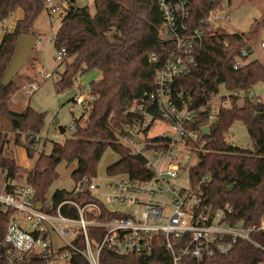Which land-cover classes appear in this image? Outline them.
<instances>
[{"label":"trees","instance_id":"1","mask_svg":"<svg viewBox=\"0 0 264 264\" xmlns=\"http://www.w3.org/2000/svg\"><path fill=\"white\" fill-rule=\"evenodd\" d=\"M244 3L257 0H241ZM69 7L60 20L54 38L57 52H66L65 69L60 73L56 88L59 92L71 89L79 74L98 70L102 76L90 83L93 97L84 124L76 121L70 137L63 143H55L50 154H41L31 170L20 166L12 152L7 151V131L15 134V145L24 146L30 158L37 153L34 146L36 136L45 124V114L30 106L25 110L11 107L13 97L20 90L17 76L9 86H3L6 69L15 53L18 38L32 31L38 15L45 9L42 0H0V21L4 22L18 10L23 17L18 19L12 30L5 31L0 42V173L5 175V190L15 192L20 181H25L36 190L35 201L44 210L47 202L57 205L68 199L90 198L73 191L56 190L52 198L48 191L58 178L57 167L65 161L76 163L72 173L75 182L87 177L97 178L98 166L105 152L112 148L119 154L117 163L107 169L110 178L131 176L148 178L146 158L135 154L121 139L130 140L137 135L143 120L138 108L160 118L157 102L149 95L157 89L158 66L169 55L171 43L160 36L163 14L160 0H95V11L89 6H76L68 0ZM224 8V0H192L189 6V24L198 26L210 14ZM264 27L262 17L256 20L249 33L229 32L221 28L205 39L197 65L184 77L172 83L178 105L188 107L203 104L202 91L215 92L221 85L228 90H249L264 82V63L250 60L239 70L234 65L247 49L253 53L250 42ZM157 61H151L152 56ZM247 60V59H246ZM27 80L34 78L27 76ZM142 102V104H140ZM243 123L253 141V148H242L229 143L226 134L235 123ZM202 127V122L192 125ZM147 134V131H144ZM148 147L164 149L169 139L147 138ZM188 151L198 157V163L190 168V181L198 187L205 203L217 209L226 204L233 206L235 213L231 222L260 226L264 222V103L251 100L234 101L229 109L222 110L220 117L210 126V134L200 137V142H186ZM233 185L230 190L229 187ZM68 206L62 211L69 213ZM103 219H111L104 209ZM75 214V212H73ZM9 215L0 211V243L5 235ZM102 228H90L93 241H100ZM253 239L264 248V229L253 234ZM84 248V237L76 239ZM0 264H9L1 261ZM15 264H46L42 258H29ZM72 264H90L81 254H73ZM100 264H172V257L162 245H156L149 256L121 255L105 247L100 254ZM180 264H197L186 257ZM201 264H264V249L247 241H240L225 255L205 258Z\"/></svg>","mask_w":264,"mask_h":264},{"label":"built area","instance_id":"2","mask_svg":"<svg viewBox=\"0 0 264 264\" xmlns=\"http://www.w3.org/2000/svg\"><path fill=\"white\" fill-rule=\"evenodd\" d=\"M191 1L160 0L164 20L160 36L172 45L171 52L158 66L157 89L149 95L150 101L159 105L160 118L147 114L139 106L143 120L137 135L129 140L133 152L146 158L150 177L122 176L108 184L109 190L104 193L102 186L95 183L96 178L85 177L75 182L72 191L82 196L88 194L90 198L68 199L57 205L50 201L47 202L48 210L35 201L36 190L26 181L15 192L4 189L0 192V211L9 215V221L0 243V262L15 264L29 258H42L46 264H72L73 254H81L90 264H100V254L105 247L121 255L147 257L156 245H162L170 253L172 264H180L186 257L201 264L205 258L228 254L240 241L264 249L253 239L255 232L264 229V222L260 226H249L243 221L231 222L235 213L233 206L226 204L214 209L205 203L199 188L193 187L191 181L180 185L181 172L191 160V156L186 155L187 141L200 142L202 128H210L222 110L231 108L234 101L240 103L248 99L255 104L264 103V86L263 93L256 95L254 86L245 91H230L221 85L210 94L203 90L204 102L200 106L178 105L177 99L183 97L174 95L172 83L192 71L198 63L205 39L221 28L226 29L220 21L228 18V13L224 18L220 17L223 8L193 27L189 24ZM227 1L230 6L232 0ZM66 10L61 11L60 20ZM65 56L63 49L58 53V60ZM250 56V52L244 49L234 69H242ZM151 61H157V57L152 56ZM39 75L52 78L53 72L44 74L40 71ZM38 88V81L24 87L28 93H34ZM77 89L74 101L90 106L93 100L90 91L84 93L83 84ZM199 121L202 122L201 128L192 127ZM157 122L164 127L155 137L169 139L164 149L148 147L145 142L147 138L154 137H148L144 131L148 133ZM144 135L147 136L145 139L142 138ZM137 136L141 138L139 144L136 143ZM35 140L38 144L41 137L38 135ZM186 156H189L187 163ZM112 204L142 210L137 216L131 211L114 210L109 206ZM64 206L69 207V213L62 211ZM104 209L106 214L117 216L103 219ZM90 228L103 229L99 242L90 239ZM80 236L84 237V248L76 244Z\"/></svg>","mask_w":264,"mask_h":264},{"label":"rangeland","instance_id":"3","mask_svg":"<svg viewBox=\"0 0 264 264\" xmlns=\"http://www.w3.org/2000/svg\"><path fill=\"white\" fill-rule=\"evenodd\" d=\"M45 2V9L38 15L32 31L41 39L38 42L30 54L27 62L17 76V84L21 86L20 90L13 97L11 107L16 110H25L27 107L33 108L39 113H44L45 124L40 131L39 136L41 140L37 144L34 158H30L26 152L24 146L15 145V134L11 131H7V137L9 144L7 147L8 152H12L16 158L17 163L25 170L29 171L34 166L37 158L41 154H50L55 143H61L66 138L70 137L73 133L76 121L84 124V119L87 118V110L89 106L78 104L74 101L75 96L78 93V86L83 84V92H89L90 83L94 80H99L102 76L98 70H93L83 74H79L75 80L74 86L66 91L59 92L56 88V81L65 69V62L58 60V53L55 48V40L53 37L60 27V14L64 9H68V0H42ZM76 6H89L91 11H95V0H75ZM53 8L56 10L53 11ZM264 10V0H257L255 2L244 3L241 0H232L230 6L228 1L224 2V9L220 13V17L224 18L228 13V18L222 19L220 23L225 26L229 32L249 33L252 31L256 20L262 17ZM23 17V12L18 10L12 16H10L4 22L0 21V42L3 38L5 31L12 30L18 19ZM264 27H262L254 36L250 42L253 53L249 57L250 60H259L264 63ZM42 71L44 74L52 73V78H44L39 75ZM27 76L34 78V81L39 82V88L34 93H28L24 89L28 86L30 80H27ZM262 82L257 83L253 87V93L261 95L263 93ZM242 103V102H241ZM65 128V132L62 133L60 128ZM164 124L160 122L155 123L148 131V137H155L162 131ZM147 136H143L145 139ZM226 140L236 146L242 148H253V141L249 135L247 127L237 122L234 124L228 134H226ZM121 142L130 146L128 140L121 139ZM140 148L143 149L141 144ZM35 149V148H34ZM191 156V160L187 166L181 172V186L186 184V181H190V168L198 163V157L186 151V155ZM120 159L118 153L112 148H109L99 166L98 176L94 180L99 186H102V192H107L109 188L107 185L115 181L107 174V169L111 165L117 163ZM76 169V163L68 164L67 162H61L57 167L58 178L54 181L50 187L47 197L52 198V195L56 190L72 191L75 187V181L72 178V173ZM25 183V179L19 182ZM187 185V184H186ZM189 185V184H188ZM5 175L0 173V192L5 189ZM112 209L117 211H131L135 215L139 216L141 208L128 207L121 205H109Z\"/></svg>","mask_w":264,"mask_h":264},{"label":"water","instance_id":"4","mask_svg":"<svg viewBox=\"0 0 264 264\" xmlns=\"http://www.w3.org/2000/svg\"><path fill=\"white\" fill-rule=\"evenodd\" d=\"M38 42H41V39H39L36 34H23L18 38L15 53L6 69L2 80L3 86H9L15 77L20 73ZM156 67H158V64H156ZM140 104H142V102H140ZM60 130L62 133L65 132V128L61 127ZM202 131L203 137L210 134V128L208 127H203ZM136 141L138 144L141 143V138L137 136ZM188 160L189 156H186V163ZM232 188L233 185L229 187L230 190Z\"/></svg>","mask_w":264,"mask_h":264},{"label":"crops","instance_id":"5","mask_svg":"<svg viewBox=\"0 0 264 264\" xmlns=\"http://www.w3.org/2000/svg\"><path fill=\"white\" fill-rule=\"evenodd\" d=\"M64 141H62L61 143H63Z\"/></svg>","mask_w":264,"mask_h":264}]
</instances>
